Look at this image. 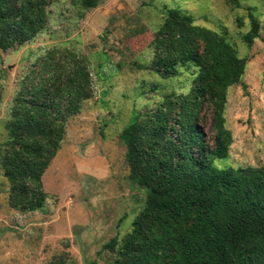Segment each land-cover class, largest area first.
Returning <instances> with one entry per match:
<instances>
[{"label": "rangeland", "instance_id": "1", "mask_svg": "<svg viewBox=\"0 0 264 264\" xmlns=\"http://www.w3.org/2000/svg\"><path fill=\"white\" fill-rule=\"evenodd\" d=\"M83 1L53 0L43 31L21 47L0 50V264L114 260L103 246L131 230L146 199L129 179L121 133L135 114L155 109L164 97L188 94L197 73L189 66L163 76L154 68L152 41L165 6L220 35L245 61L240 82L227 90L224 117L232 144L216 164L264 166V0H239L237 7L229 0H91L93 8ZM249 12L260 22L251 46L243 42ZM53 49L85 60L93 94L67 119L61 146L42 176L43 208L27 212L10 203L12 187L25 178L20 160L26 155L10 154L6 127L21 82ZM205 133L213 135L210 112Z\"/></svg>", "mask_w": 264, "mask_h": 264}, {"label": "trees", "instance_id": "2", "mask_svg": "<svg viewBox=\"0 0 264 264\" xmlns=\"http://www.w3.org/2000/svg\"><path fill=\"white\" fill-rule=\"evenodd\" d=\"M52 1L0 0V50L21 47L43 31ZM248 17L243 42L251 46L260 22L251 12ZM163 20L152 41L154 68L163 76L189 66L197 73L188 94L164 97L155 109L135 114L121 133L129 179L146 199L131 230L103 246L115 255L107 264H264V166L216 164L232 144L224 117L227 90L240 82L245 61L178 8L165 6ZM41 64L21 82L6 127L10 154L26 155L20 160L25 178L12 187L10 203L27 212L43 208L42 176L61 146L67 119L93 94L88 66L75 52L53 49Z\"/></svg>", "mask_w": 264, "mask_h": 264}]
</instances>
